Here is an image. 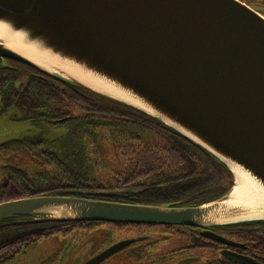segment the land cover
Masks as SVG:
<instances>
[{"label":"water","instance_id":"1","mask_svg":"<svg viewBox=\"0 0 264 264\" xmlns=\"http://www.w3.org/2000/svg\"><path fill=\"white\" fill-rule=\"evenodd\" d=\"M0 28L12 40H0V66L11 60L143 113L224 165L232 178L222 196L198 204L41 195L1 202L0 221L195 228L264 221L262 14L239 0H0ZM23 53L70 68L119 96L47 70ZM232 169L254 184L257 199L228 201Z\"/></svg>","mask_w":264,"mask_h":264},{"label":"trees","instance_id":"2","mask_svg":"<svg viewBox=\"0 0 264 264\" xmlns=\"http://www.w3.org/2000/svg\"><path fill=\"white\" fill-rule=\"evenodd\" d=\"M13 63V68L5 67L4 63L0 66V77L4 76L1 72L8 77L9 92L16 81L22 80L26 107L42 125L67 117L64 124L69 133L83 143L80 151L94 163L82 173L84 179L59 171V163L53 166L57 174H44L39 183L34 182L32 175L24 178L17 172L15 178L6 180L0 188V203L41 195L83 197L77 191H93L97 186L106 190L113 186L136 188L144 186L143 182H154L162 187L155 190L158 194L154 198L151 196L153 204L181 201L188 205L214 200L231 187L230 179L226 183L221 181L223 174L231 178L224 165L154 119L74 82H64ZM246 224H264V221L238 225ZM80 225L79 222L0 221V263L44 238L58 235L64 239L66 232L85 226ZM83 234L67 238L77 239ZM48 259L50 263L51 258Z\"/></svg>","mask_w":264,"mask_h":264},{"label":"flooded vegetation","instance_id":"3","mask_svg":"<svg viewBox=\"0 0 264 264\" xmlns=\"http://www.w3.org/2000/svg\"><path fill=\"white\" fill-rule=\"evenodd\" d=\"M256 2L263 8L262 12H257L264 16V0ZM13 62L5 59L4 66L13 68ZM1 73L4 76L0 77V117L6 116L12 123L27 121L29 129L20 137L0 145V188L6 180L15 178L17 172L24 178L32 175L37 183L49 172L50 176H55L57 169L53 166L56 163H59V171L68 173L67 176L84 179L82 173L90 169L88 165L94 160L80 151L83 143L69 133L70 129L64 124L67 117L42 125L26 107L23 81H16L9 92L8 77ZM139 177L142 181L143 176L140 174ZM229 179L231 183V178L221 175L222 182ZM143 183L144 186L136 188L113 186L108 190L97 186L93 191H77V195L122 204H153L151 196L154 198L158 194L155 190L162 185ZM101 192L118 194L112 197L96 195ZM79 223L86 228L83 236L67 240L64 247L59 245L50 256L51 262L46 264L61 263L65 257L66 264H84L108 250L111 252L97 264H264V224L195 228L144 223ZM107 225L127 232L113 238L106 230Z\"/></svg>","mask_w":264,"mask_h":264},{"label":"rangeland","instance_id":"4","mask_svg":"<svg viewBox=\"0 0 264 264\" xmlns=\"http://www.w3.org/2000/svg\"><path fill=\"white\" fill-rule=\"evenodd\" d=\"M244 4H246L248 7L258 10L262 12V7L256 2L258 0H240ZM29 129V123L27 121H19V122H9L7 120L6 116L0 117V142H4L7 140L15 139L20 137L22 134L25 133V131ZM232 185V182H231ZM102 226V225H100ZM106 230L111 234L113 238L118 237L119 233H126L127 230L118 231L113 225H107ZM85 227L80 228H74L71 231L66 232V237L64 239H61L57 235V237H47L44 238L35 244L25 247L22 250H18L15 253L11 255V257L7 258L6 261H2L0 264H46L49 259L47 256L51 254V252H55L59 247L65 246V239L68 240L67 237L76 238L78 236H81L84 233ZM54 238V239H53ZM61 252L58 251V254ZM62 258L60 261L61 263L58 264H66L65 260Z\"/></svg>","mask_w":264,"mask_h":264},{"label":"bare ground","instance_id":"5","mask_svg":"<svg viewBox=\"0 0 264 264\" xmlns=\"http://www.w3.org/2000/svg\"><path fill=\"white\" fill-rule=\"evenodd\" d=\"M0 40L6 41V43L11 44L12 40L8 39L5 32L0 28ZM25 56L33 60L34 62L40 64L42 67H44L47 70H50L54 73H63L66 76H69L70 78L86 85L87 87L99 92L106 94L108 96H119L116 92L110 90L108 87L104 86L103 84H100L99 82L84 76L70 68H67L65 66L52 63L40 58H37L34 55H31L29 53H23ZM232 172L234 174L233 177V186L230 191L228 201L230 202H243L247 200H253L257 199L259 196L258 191L254 184L245 177L241 172H239L236 169H232Z\"/></svg>","mask_w":264,"mask_h":264}]
</instances>
